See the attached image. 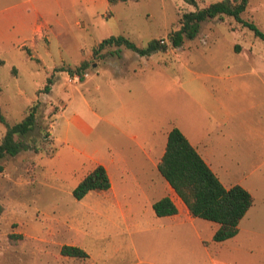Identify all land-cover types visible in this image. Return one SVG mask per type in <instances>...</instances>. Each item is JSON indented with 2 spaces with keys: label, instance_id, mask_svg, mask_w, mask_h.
I'll list each match as a JSON object with an SVG mask.
<instances>
[{
  "label": "rangeland",
  "instance_id": "obj_1",
  "mask_svg": "<svg viewBox=\"0 0 264 264\" xmlns=\"http://www.w3.org/2000/svg\"><path fill=\"white\" fill-rule=\"evenodd\" d=\"M214 1L0 0V113L13 124L38 102L34 129L20 136L28 148L0 161V264H212L198 237L211 232L208 220H187L180 241L174 220L153 209L166 180L149 168L173 126L206 146L223 183L254 196L238 234L212 254L264 264V40L224 16L150 56L125 46L120 56L93 55L111 35L167 41L185 11ZM242 17L264 32V0H249ZM84 59L82 77L56 69ZM5 132L0 119V141ZM97 161L112 166L117 199L73 195ZM65 244L89 257L63 255Z\"/></svg>",
  "mask_w": 264,
  "mask_h": 264
},
{
  "label": "trees",
  "instance_id": "obj_2",
  "mask_svg": "<svg viewBox=\"0 0 264 264\" xmlns=\"http://www.w3.org/2000/svg\"><path fill=\"white\" fill-rule=\"evenodd\" d=\"M119 1L108 0L110 5ZM197 6V0H184ZM249 0H218L195 10L185 11L180 20V26L168 33V40L153 38L146 46H139L131 38L120 34L104 38L94 49L93 55L102 57L110 54L121 55V46L128 47L140 55L150 56L156 50L166 51L169 47L181 46L186 38H195L205 20L224 16L235 18L254 31L255 35L264 40V32L254 21L245 20L242 13L246 10ZM117 46L116 50L106 47ZM31 55L30 48H25ZM90 66V60L84 59L76 66H60L57 70H67L69 74L83 76ZM53 75L48 76L41 91L49 92ZM38 102L30 106L27 114L16 123H9L0 113V119L6 125V132L0 141V161L8 156L17 155L28 148V143L21 135L33 130L37 122ZM35 145V150L38 147ZM158 169L163 177L175 189L195 217L219 223L214 233V241H224L236 236L239 223L254 203L251 191L242 184L226 186L197 148L178 126H173L168 132L165 151L158 162ZM4 165L0 162V172ZM111 187V179L103 164L96 165L86 174L73 189V195L82 199L90 191H106ZM153 209L158 216L173 215L178 207L170 196H163L153 203ZM14 236V235H13ZM20 236V235H17ZM61 253L66 256L87 258L89 253L82 247L65 244Z\"/></svg>",
  "mask_w": 264,
  "mask_h": 264
},
{
  "label": "crops",
  "instance_id": "obj_3",
  "mask_svg": "<svg viewBox=\"0 0 264 264\" xmlns=\"http://www.w3.org/2000/svg\"><path fill=\"white\" fill-rule=\"evenodd\" d=\"M186 136L188 137V135H186ZM189 140H190V138H189ZM166 143H167V141H166ZM191 143L197 148V150L201 153V155L203 156V158L208 162V164L211 166V168L215 171V173L218 176H220V173H222L221 176L222 175H225L224 174V171H221L220 170L219 164L217 162H215V159L211 155L210 151L206 148V146L201 141H196V143L195 142L193 143L191 141ZM165 147H166V145H165ZM164 151H165V148H164ZM163 153L161 155H163ZM159 160H160L159 158H158V160H153V159L151 160V167L152 168L151 169L149 168V171H153L155 166L158 168V162H159ZM112 162H114V160H112ZM98 164H103L106 167V169H107V171L109 173L110 179H111V187L108 190L104 191V192H106L105 193V196L111 197L112 200L114 198L117 199V196H118V194L116 192V187L117 186L115 185V182L113 180V175H112V171H111V167L112 166H110L109 164H107L105 162H101V161H97V164L96 165H98ZM125 165H127V164H125ZM145 171L148 173V169H145ZM219 171H221V172H219ZM221 176L219 177L220 179H221ZM132 177H134L136 179L135 182H137L138 177L137 176H132ZM117 178L119 179V180H117L119 182H123V181L129 182V181H127V179H124V176H120V177H117ZM151 185L152 186H154V185L156 186L155 181L153 180V177H152V180H151ZM225 185L226 186H232V185H234V183L225 184ZM157 188H160L161 189V192L160 193H162V194L160 195V198H162L163 196H170L172 198V200L175 202V204L177 205L178 212L176 214L166 215V216H168V217H170L171 219L174 220V222L169 226V228H171L173 231H177V233H176V237L177 238L176 239L177 240H180V241L181 240H185V238H184L186 236V233H185V230L186 229L185 228L188 225L186 223V221L187 220L188 221L195 220V216H193L190 213V211H189L187 205L185 204V202L177 194V192L175 191V189L170 185V183L167 180L166 181H161V183L159 184V187L157 186ZM157 200H155V201H157ZM155 201L152 202V205H153V203ZM116 204L119 205V206H121V207H123V204L121 205V202H119L118 200H116ZM205 223L208 226L211 227V232L207 234V237L206 238H204V236L200 232H198V237H199L201 243L203 244V247H204V249L206 251V254L208 255L207 258L210 259V261L212 262V264H235V263H233L230 260H225V259H223V258H221L219 256H214L212 254L213 252L211 251L210 248H212V247H215L216 248V245L219 246L218 243L224 242L226 240H224V241H214L213 240L214 233L217 230V228L219 227V223L213 222V221H210V220L206 221ZM192 225L195 226L194 223H192ZM196 230L198 231V228L197 227H196ZM181 231H183V232H181ZM234 237H232V238H234ZM229 239H231V238H229ZM229 239H227V240H229Z\"/></svg>",
  "mask_w": 264,
  "mask_h": 264
}]
</instances>
